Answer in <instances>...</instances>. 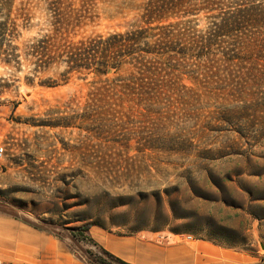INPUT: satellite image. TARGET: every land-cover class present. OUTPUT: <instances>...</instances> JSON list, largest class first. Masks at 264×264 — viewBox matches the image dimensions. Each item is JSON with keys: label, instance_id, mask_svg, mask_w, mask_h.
<instances>
[{"label": "rangeland", "instance_id": "374dc122", "mask_svg": "<svg viewBox=\"0 0 264 264\" xmlns=\"http://www.w3.org/2000/svg\"><path fill=\"white\" fill-rule=\"evenodd\" d=\"M146 1L0 0V209L66 241L85 259L99 250L77 245L72 235L99 221L116 235L202 239L264 264V87L251 91L261 103L255 119L217 121L210 114L223 110L219 102L205 105L198 121L184 117L193 108L179 107L170 120L134 124L136 139L152 137L156 150L131 151L97 181L93 159L111 160L121 134L97 131L82 117L93 112L85 99L91 78L72 75L66 83L57 50L53 60L30 55L40 41L73 45L125 32L139 23ZM207 16L164 24L193 21L201 30ZM80 168L84 177L72 181ZM63 175L66 205L58 200Z\"/></svg>", "mask_w": 264, "mask_h": 264}, {"label": "trees", "instance_id": "16d2710c", "mask_svg": "<svg viewBox=\"0 0 264 264\" xmlns=\"http://www.w3.org/2000/svg\"><path fill=\"white\" fill-rule=\"evenodd\" d=\"M141 10L139 23L125 32L73 45L40 41L29 48L37 61L53 60L52 54L57 50L56 60L66 65V83L72 75L85 81L91 78L85 99L93 112L82 117L91 118L97 131L121 134V141H115L119 147L110 155L111 160L107 155L93 159L97 181L109 173L111 164L127 161L131 151L141 156L156 150L157 141L152 137L136 139L140 135L133 129L136 123L170 120L178 115L172 109L179 107L185 111L193 108L195 112H186L184 117L198 121L205 105L212 107L219 102L223 110L210 114L217 121L255 119V107L261 105L252 99L251 91L264 87V0H147ZM202 13L210 16L205 18L207 25L201 30L191 24L193 21L164 24ZM79 162H86L83 154L79 155ZM82 177L84 170L80 168L72 181ZM58 180L65 185V189L58 191V200L66 205L69 199L62 196L67 193V176ZM102 191L104 197L114 199L109 192ZM94 226L112 233L104 223L96 221L72 235L77 245L99 250L86 252V261L127 264L90 236H84Z\"/></svg>", "mask_w": 264, "mask_h": 264}, {"label": "crops", "instance_id": "0c3cea01", "mask_svg": "<svg viewBox=\"0 0 264 264\" xmlns=\"http://www.w3.org/2000/svg\"><path fill=\"white\" fill-rule=\"evenodd\" d=\"M88 236L127 264H263L249 253L202 239L118 236L95 226ZM0 258L24 264H89L66 241L1 209Z\"/></svg>", "mask_w": 264, "mask_h": 264}, {"label": "built area", "instance_id": "2783aa9c", "mask_svg": "<svg viewBox=\"0 0 264 264\" xmlns=\"http://www.w3.org/2000/svg\"><path fill=\"white\" fill-rule=\"evenodd\" d=\"M3 155H4V148H0V157H2ZM188 238L190 239L191 237H188ZM0 264H24V263L7 262L0 258Z\"/></svg>", "mask_w": 264, "mask_h": 264}]
</instances>
